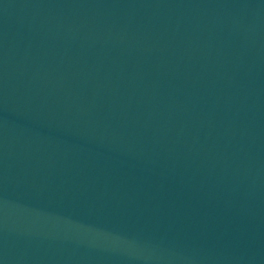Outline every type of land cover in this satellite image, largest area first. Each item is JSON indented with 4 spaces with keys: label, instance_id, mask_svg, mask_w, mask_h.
<instances>
[{
    "label": "water",
    "instance_id": "95a60500",
    "mask_svg": "<svg viewBox=\"0 0 264 264\" xmlns=\"http://www.w3.org/2000/svg\"><path fill=\"white\" fill-rule=\"evenodd\" d=\"M0 264H264V0H0Z\"/></svg>",
    "mask_w": 264,
    "mask_h": 264
}]
</instances>
